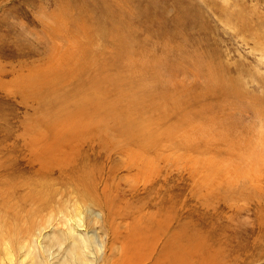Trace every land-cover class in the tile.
I'll return each instance as SVG.
<instances>
[{"label": "rangeland", "instance_id": "374dc122", "mask_svg": "<svg viewBox=\"0 0 264 264\" xmlns=\"http://www.w3.org/2000/svg\"><path fill=\"white\" fill-rule=\"evenodd\" d=\"M179 44L238 75L240 96L211 95L205 118L186 114L205 80L177 59ZM105 67L123 87L142 73L160 83L138 110L125 106L142 126L132 138L119 109L85 115ZM253 93L264 99V0H0V178L12 180L10 167L18 181L45 177L51 207L75 206L95 229L94 264H264V111ZM54 140L58 151L40 156Z\"/></svg>", "mask_w": 264, "mask_h": 264}, {"label": "bare ground", "instance_id": "6f19581e", "mask_svg": "<svg viewBox=\"0 0 264 264\" xmlns=\"http://www.w3.org/2000/svg\"><path fill=\"white\" fill-rule=\"evenodd\" d=\"M125 37L126 36L121 34L118 40L123 42ZM174 49L177 53V59L179 61L187 59L186 61L188 64H192L193 66V75L195 77L203 75L205 80L204 90L199 91L200 93H196L194 96L196 107L194 113L191 107H189L188 110H185L186 114L190 113L194 117L205 118L210 106H206L204 104L207 100L212 99L211 95H217L219 100L223 97L225 102H229L231 98H238L240 96L238 85L239 83L242 84L243 80L238 75H230L228 69L222 67L223 63L215 66L216 64L212 62V58L208 55L200 54L201 52L198 49L195 51L191 50L192 53H186L183 51L180 44ZM180 63L181 62H178V65H180ZM107 69L108 68L106 67L103 68L102 77H98V80L91 81V88H97V90H95V94L92 97L91 102L85 103V115H90V110L87 109L86 105L92 110H96L97 107L95 105L99 103H102L103 107L107 110L119 109L116 112L125 115V117H117V123L119 124L122 120L127 122V127L131 129L128 130V133H131L130 136H127L128 138H132L131 136L138 135L142 126L131 121L133 113L129 112L128 109L136 111L141 108L140 105L144 103L146 97L144 94L145 89L154 90L155 87H159L160 83L153 78L152 80L150 79V83H147L146 78L142 73L140 78L143 80L129 81L127 82V87H123L121 82H119L116 77L111 82V78H108ZM146 69V65L142 64L141 70ZM118 71L119 73L117 74L120 75L121 69H118ZM94 74L97 73L94 72ZM240 90H243L242 87H240ZM109 92H112L115 95V99L104 102V97H101V95ZM252 96L255 104L258 108H260L258 111L263 112L264 99H260L258 97L255 98V96H258L255 95V93H253ZM256 99L258 100L256 101ZM182 101L183 99L180 97V99L177 98L176 103L178 104V102ZM119 102L123 103L124 106L121 107ZM235 103L237 102L234 101L233 106ZM226 108L227 107H225V109ZM250 108L251 107H249V109ZM57 141L58 140H54L55 143L53 145H45L39 155L42 157L45 156V159H48V155L52 152V150L58 151L57 148L60 147L61 142ZM130 141L131 142L127 143L128 145L133 143L131 139ZM64 142L62 141V144ZM143 142L145 144L146 140L143 139ZM138 145L142 147L141 144ZM254 149L252 152H254ZM39 168L41 169L40 172H42L41 176H45L47 169L42 164ZM3 170V177H11L12 180L8 181L7 178L5 180L0 178V206L4 212L0 213V218H4L6 216L12 219L14 223H7V221L10 222L9 220L6 221L7 218L3 221L0 219L2 221V224H0V264H48V260L47 262L45 260L49 257L48 255L51 252V247L53 245L62 247L67 241L68 244L65 247L62 258L54 263L49 262L50 264H94V257L88 256V253L90 252L92 254V250L94 248L96 254L98 255L101 246L96 243L95 229H90L88 221L85 222L84 219H82L85 214H82L79 209L75 208V206L73 214L66 213L63 207H58L60 204L51 207L50 190L48 189L45 177H41V179H34V177L29 175L30 177L26 176L21 179V181H18L16 180V168L12 169L10 167L4 168ZM7 170L8 174L5 175ZM23 189L25 192L18 193L19 190ZM11 198L15 199L16 205L17 207H20L21 211L11 206ZM14 199L12 200L13 202ZM27 203L30 204V207L28 209H24V206ZM86 212L89 219H98V215L91 209L86 210ZM60 220H62L64 226L66 225V228L64 230L58 229V231H53L52 235L46 234V232L51 228H56V224L59 223ZM5 223L8 224L7 227L5 226ZM40 252L44 254L43 257L40 256ZM158 260L159 263L162 264L163 260L161 257H159Z\"/></svg>", "mask_w": 264, "mask_h": 264}]
</instances>
